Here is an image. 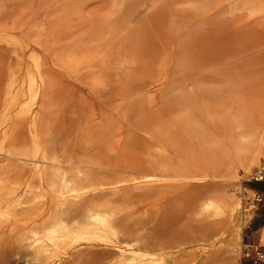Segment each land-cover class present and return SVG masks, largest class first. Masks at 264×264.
<instances>
[{
  "label": "rangeland",
  "instance_id": "374dc122",
  "mask_svg": "<svg viewBox=\"0 0 264 264\" xmlns=\"http://www.w3.org/2000/svg\"><path fill=\"white\" fill-rule=\"evenodd\" d=\"M248 1L0 0V188L8 183V179H15L19 171L15 173L14 169L19 166L31 173H41L52 159L46 150H51L53 158L58 161L66 153L65 149H69L73 155L70 161L77 163L81 159L83 164L58 165L74 171L83 165V170L80 168L82 173H75V176L83 177V180L86 177V182L82 183L81 178H76L78 191L76 189L72 193L76 201L79 198L80 202L85 200L83 210L86 208V213H96L94 210L97 209L102 213L100 215L105 213L103 217L112 223L111 229L114 227L112 232L111 229L104 231L97 225H90L88 228H74L72 233L58 231L56 235L51 229H57L54 225L57 216L51 215L45 218L46 222L42 215L40 221L34 222L36 228L31 226L33 230L28 227L32 222L10 227L8 221L12 219L13 207L14 210L35 208L40 212L44 204L55 197L56 193L52 191L39 190L34 201L21 196L15 201L17 206H0L2 227L8 225L0 229V264H74L69 261L81 254L78 251L84 249L86 252L88 248L97 247L108 252L103 257L101 254V258L98 256L99 260L89 257V261L85 255L84 263L78 264H135L137 260L134 259L139 257L142 260L144 257V264H169L172 255L182 253L188 257L190 251L192 255L201 254L198 255L201 257L197 260V255H194L195 261L189 264H199L200 261L204 264L209 254L215 259L206 260L208 264L213 261L216 264L219 259L217 264H241L243 228L253 215L255 200L254 192L247 187L255 180L259 167L264 166V127H261L264 126V0H252L249 5ZM195 51L215 56L216 63L203 66L200 68L202 71L193 70L185 59ZM69 54L76 61L71 57L69 60ZM16 64L20 68L15 69ZM152 68L155 78L152 85L155 87L150 84V87L146 85L135 90L145 69ZM207 79L213 85L216 81L217 87L207 84ZM217 82L221 87L218 88ZM17 121L21 125L16 131ZM241 131L244 139L240 137L242 140H239ZM13 137L24 139L12 143ZM47 138L48 141L45 140ZM22 143L28 150L22 148ZM244 148L255 152L250 153L253 157L248 167L251 177L228 181L235 187L240 183L237 187L243 195L240 243L236 242L234 235V221L225 213L222 216L216 212L218 215L213 216L212 211L209 219L217 216L215 221L227 219V225L223 222L218 224L219 227L214 226L218 229L215 231L213 228L216 235L213 230L210 233L213 239L209 237L202 240L204 243L199 241L175 248L171 254L154 250L151 246L154 232L168 229L169 221L178 213L180 216L183 212L185 217L181 215L178 222L182 226L202 220L199 202L215 195V191L206 190L210 183L223 181L220 178L209 180L204 175L214 172L212 167L223 162L234 167L232 163L237 162L234 160L245 152ZM40 149L46 151L42 154L47 158L40 155ZM97 152L107 156L113 165L95 166L93 155ZM180 161L185 163L182 165ZM195 164L202 167V171L196 169ZM194 170L199 174H192ZM148 174L151 176L149 179ZM193 175L202 179L198 180ZM37 181L29 185L39 187ZM110 187L113 190L108 189ZM62 191L66 192V188ZM226 191V188L220 189L216 197L220 198ZM72 194L68 200L75 199ZM108 199H113L110 201L114 206ZM107 200L112 207L106 203ZM215 203L221 205L222 202L218 200ZM89 204L93 209L88 207ZM90 208L92 210H88ZM103 208L111 211L104 212ZM82 211L80 219L88 215ZM111 213L112 218L109 216ZM60 217L69 218L67 212ZM260 232L264 233V229ZM45 244L49 249L59 247V250L44 257L38 251ZM260 246L264 247V241ZM217 248L224 249L215 250L220 258L213 256L217 254L213 251ZM76 252L78 254L74 256ZM228 259L233 262L227 263Z\"/></svg>",
  "mask_w": 264,
  "mask_h": 264
},
{
  "label": "bare ground",
  "instance_id": "6f19581e",
  "mask_svg": "<svg viewBox=\"0 0 264 264\" xmlns=\"http://www.w3.org/2000/svg\"><path fill=\"white\" fill-rule=\"evenodd\" d=\"M246 1V0H245ZM248 1V0H247ZM251 2H252V0H250ZM250 1H248V5L249 4H251V2ZM144 1H142V3H143ZM250 2V3H249ZM259 2V1H258ZM145 3V2H144ZM254 3V2H253ZM135 4V3H134ZM246 4V3H245ZM244 4V5H245ZM57 5V4H56ZM140 5V4H139ZM142 5V4H141ZM257 6V5H256ZM73 7V6H72ZM75 7V6H74ZM73 7V8H74ZM169 8V7H168ZM251 8V7H250ZM262 8V7H261ZM253 9V8H252ZM263 12V11H262ZM261 12V13H262ZM264 16V15H263ZM2 25V24H1ZM166 27V26H165ZM27 29V28H26ZM1 31V30H0ZM20 31V30H19ZM0 35H1V33H0ZM137 36V35H136ZM191 41V40H190ZM141 42V41H140ZM161 42H159V44H160ZM192 43V42H191ZM194 43H195V41H194ZM136 44V43H135ZM187 44H189V43H187ZM196 44V43H195ZM195 44H193V46L195 45ZM162 45V44H161ZM186 45V44H185ZM184 45V46H185ZM192 45V44H191ZM190 45V46H191ZM198 45V44H197ZM134 47H135V45H134ZM161 47H163V46H161ZM171 47V46H170ZM168 48V47H167ZM190 47H188V49L187 50H189L190 51V49H189ZM165 49V48H164ZM172 49H173V47H172ZM167 52V51H166ZM193 53V52H192ZM190 54V53H189ZM3 56V55H2ZM5 56V55H4ZM26 56V55H25ZM212 55L211 54H206V53H203V54H201L200 53V51H195V53H193V55H191V56H187L186 57V59H185V63L190 67V68H192L193 70H200V68H202L203 66H209V65H213L214 64V62H215V56L214 57H211ZM19 57V56H18ZM70 57H71V59H73L74 61H76L72 56H70V54H69V60H70ZM168 57V56H167ZM17 58V57H16ZM62 58H64V56H62ZM31 59V58H30ZM67 59V58H66ZM111 59V58H110ZM134 59H136L135 57H134ZM155 59H157V58H155ZM166 59V58H165ZM16 60V59H15ZM62 60V59H61ZM64 60V59H63ZM162 60V59H161ZM17 61V60H16ZM26 61V60H25ZM32 61V60H31ZM68 61V60H67ZM117 61V60H116ZM150 61H152V60H150ZM27 62H29V61H27ZM64 63H66L65 62V60L63 61ZM163 62V61H162ZM174 62V61H173ZM68 63V62H67ZM72 63V62H71ZM75 63H77V62H75ZM151 63H153V62H151ZM161 63V62H160ZM216 63V62H215ZM218 63V62H217ZM22 64H24V63H22ZM69 64H70V61H69ZM73 64V63H72ZM120 64V63H119ZM164 64V63H163ZM222 64V63H221ZM17 66L15 67V69L18 67V64H16ZM25 65H26V67H27V64L25 63ZM28 65H29V63H28ZM167 65V64H166ZM171 65V64H170ZM224 65V64H223ZM219 66V65H218ZM68 67V66H67ZM143 67V66H142ZM162 67V66H161ZM216 67V66H215ZM214 67V68H215ZM18 68H20V67H18ZM29 68V67H28ZM71 68V67H70ZM21 69H23L22 67H21ZM164 69V68H163ZM162 69V70H163ZM28 70V69H27ZM26 70V71H27ZM141 70V69H140ZM146 71H145V74H144V76H143V78L141 79L142 81L137 85V88L135 89V90H137L138 88H140V87H143V86H146V85H152L153 83H154V70H153V68L152 69H145ZM161 70V71H162ZM204 70H205V68H204ZM208 70H209V68H208ZM22 71V70H21ZM142 71V70H141ZM140 71V72H141ZM157 71H159V70H157ZM200 71H202V69L200 70ZM206 72H207V70H205ZM76 72V70L73 72V73H75ZM163 72V71H162ZM191 72L193 73V71L191 70ZM219 72H221V71H219ZM29 73V72H28ZM196 73H198V71L196 72ZM200 73V72H199ZM31 74V73H30ZM40 74V73H39ZM159 74H160V71H159ZM195 73H193V75H194ZM27 75V78L29 77L28 76V74H26ZM125 75H126V73H125ZM129 75V74H128ZM127 75V76H128ZM131 75V74H130ZM198 75V74H197ZM221 76V75H220ZM219 76V77H220ZM35 77V76H34ZM129 77V76H128ZM127 77V78H128ZM132 77V76H131ZM160 77V76H159ZM159 77H158V79H159ZM163 77V76H162ZM208 77V76H207ZM26 77H25V79H27ZM31 78H33L32 76H31ZM154 78V79H153ZM161 78V77H160ZM204 79V78H203ZM202 79V80H203ZM209 79H210V77H209ZM215 79V78H214ZM28 80V79H27ZM47 80V79H46ZM208 80V79H207ZM29 81V80H28ZM33 81H35V80H33ZM44 81V80H43ZM218 81V80H217ZM229 81V80H228ZM25 82H27V81H25ZM189 82V81H188ZM195 82V81H194ZM212 82V81H211ZM209 83V80L207 81V84L209 83L210 84V86L211 85H213V83ZM220 82V81H219ZM33 82H31V84H32ZM177 83V82H176ZM196 83V82H195ZM214 83L216 84V81H214ZM222 83V82H221ZM220 83V84H221ZM29 84V83H28ZM34 84H36V83H34ZM155 84V83H154ZM159 84V83H158ZM194 84V83H193ZM206 84V85H207ZM215 84L213 85V86H215ZM238 84V83H237ZM189 85V84H188ZM190 85H191V83H190ZM217 85H218V88L219 87H221V86H219V83L217 82ZM38 86V85H37ZM152 86H154L155 87V85H152ZM196 86H197V83H196ZM237 85H235V87H236ZM150 87V86H149ZM185 87V86H184ZM192 87V86H191ZM212 87V86H211ZM215 87H217V86H215ZM215 87H213L214 89H216ZM146 88V87H145ZM180 88H181V85H180ZM202 88V87H201ZM203 88H205V87H203ZM206 88H210V87H206ZM213 88H210V89H212L213 90ZM7 89H9V88H7ZM25 89V88H24ZM150 89V88H149ZM26 90V89H25ZM139 90V89H138ZM209 90V89H208ZM217 90H219V89H217ZM27 92V91H26ZM128 92V91H127ZM182 93H184L183 91H181ZM14 93V92H13ZM25 93V92H24ZM213 93V92H212ZM184 94H186V93H184ZM17 96V95H16ZM25 96V95H24ZM11 97V96H10ZM9 97V98H10ZM118 97V96H117ZM23 98V97H22ZM181 98V97H180ZM11 99V98H10ZM27 99V98H26ZM185 100H186V98H184ZM16 102V101H15ZM18 103V102H17ZM16 103V104H17ZM15 104V103H14ZM22 105V104H21ZM138 108V107H137ZM139 109V108H138ZM117 110V109H116ZM115 110V111H116ZM135 110V109H134ZM137 110V109H136ZM233 110V109H232ZM232 110H230V112L232 111ZM114 111V110H113ZM114 111V112H115ZM123 111H125V110H123ZM237 111V110H236ZM135 112H137V111H135ZM125 113V112H124ZM124 113H122V114H124ZM111 114V113H110ZM133 114H136V113H134L133 112ZM230 114V113H229ZM29 115V114H28ZM27 116V115H26ZM102 116V115H101ZM113 116V115H112ZM133 117H135L134 115H132ZM137 116V115H136ZM139 116H140V114H139ZM231 116V115H230ZM21 117H23V118H25L24 117V115L22 116L21 115ZM130 117V116H129ZM18 118H20V117H18ZM209 118V117H208ZM21 119V118H20ZM19 119V121H22V120H20ZM95 119V118H94ZM135 119H137V118H135ZM134 119V120H135ZM139 119V118H138ZM137 119V120H138ZM211 119V118H210ZM12 120V119H11ZM229 120V119H228ZM15 121V120H14ZM19 121H17V123H16V131L17 130H20L19 129V127H20V123H19ZM97 121H99V120H97ZM11 122V121H10ZM12 122H13V120H12ZM11 122V123H12ZM218 121H216V123H217ZM21 123H23V122H21ZM26 123V122H25ZM36 123V122H35ZM86 123V122H85ZM84 123V124H85ZM89 123V122H88ZM138 123V122H137ZM228 123V122H227ZM32 124V123H31ZM54 124V123H53ZM132 124V123H131ZM11 125V124H10ZM14 125H15V123H14ZM119 125V124H118ZM121 125V124H120ZM217 125V124H216ZM23 126V125H22ZM24 126H26V125H24ZM35 126V125H34ZM52 126H54V125H52ZM229 126V125H228ZM37 127V126H36ZM132 127H133V125H132ZM135 127V126H134ZM261 127H264L263 125H261ZM51 128V127H50ZM53 128H55V127H53ZM69 128V127H68ZM123 128V127H122ZM213 128V127H212ZM15 129V128H14ZM32 129V128H31ZM65 129H66V127H65ZM37 130V129H36ZM53 130V129H52ZM55 131H56V129H54ZM53 130V131H54ZM214 130V129H213ZM12 131V130H11ZM11 131H10V133H11ZM77 131H79V130H77ZM76 131V132H77ZM116 131V130H115ZM231 131V130H230ZM259 131H260V129H259ZM25 132V131H24ZM23 132V133H24ZM33 132V131H32ZM37 132V131H36ZM154 132V131H153ZM9 133V134H10ZM15 133H17V135H19L18 134V132H15ZM14 133V134H15ZM19 133H21V132H19ZM23 133H21V134H23ZM28 133V132H27ZM55 133V132H54ZM57 133H59L58 131H57ZM120 133H121V131H120ZM242 131L240 132V134H239V140H242V139H244V137H243V135H242ZM5 134V133H4ZM56 134V133H55ZM54 134V135H55ZM62 134H64V133H62ZM154 134V133H153ZM16 135V134H15ZM16 135V136H17ZM37 135V134H36ZM119 135V134H118ZM229 135V134H228ZM9 136V135H8ZM39 136V135H38ZM37 136V138H39ZM48 136H49V134H48ZM47 136V137H48ZM65 136H66V134H65ZM230 136V135H229ZM21 136H19V138H20ZM56 137V136H55ZM108 137V136H107ZM181 137H182V135H181ZM240 137H242V139L240 138ZM264 137V136H263ZM3 138V137H2ZM8 138V137H7ZM52 138V137H51ZM64 138V137H63ZM179 138V137H178ZM261 138V137H260ZM260 138H259V140H260ZM13 139V142L12 143H17V142H19V141H21V140H23L24 138H22V139H17L16 140V138L15 137H13L12 138ZM40 139V138H39ZM62 139V138H61ZM65 139V138H64ZM204 139V138H203ZM237 139V140H238ZM46 141H48V138L47 139H45ZM262 140V139H261ZM31 141V140H30ZM36 141V140H35ZM41 141V140H40ZM50 141V140H49ZM194 141V140H193ZM39 142V141H38ZM261 142H263V141H261ZM39 143H41V142H39ZM60 143V142H59ZM189 143H190V141H189ZM198 143V142H197ZM244 143H246V142H244ZM248 143V142H247ZM246 143V144H247ZM6 144V143H5ZM24 143H22V145L21 146H23L22 148L23 149H25V150H28L26 147L24 148V145H23ZM36 144V143H35ZM44 144L46 145V142H44ZM62 144V143H61ZM262 144V143H261ZM27 146H29L28 145V143L26 144ZM44 145V146H45ZM49 145V144H48ZM47 145V146H48ZM54 145H55V143H54ZM60 145V144H59ZM255 145H256V143H255ZM56 146V145H55ZM6 147H7V145H6ZM11 147H13V146H11ZM18 147H19V145H18ZM61 147V146H60ZM68 147V144H67V146H66V148ZM160 147V146H159ZM246 147V146H245ZM15 149H16V147H14ZM51 149H52V147H50ZM64 148V147H63ZM36 149V148H35ZM41 151V153H40V155L42 154V152L43 151H45V150H43L42 151V149H40ZM66 150V153L62 156V158L61 159H59L58 161L55 159V158H53L54 156H53V152L50 150H46V151H48L49 152V154H48V156L49 157H52V159L50 158H48L49 160H51L50 162H48L49 163V166H47V168H45L44 170H42L41 171V173H37L36 174V172H34V173H31L30 172V170H25V169H21V167L19 166L18 168H15L14 170H15V173H16V171H19V172H17V173H19V174H17V176L16 177H14L15 179L14 180H12L11 178L10 179H8L7 181H8V183H6L5 182V184L3 185V187L2 188H0V206H4L5 208H9V207H11V205H15V206H17V204H15V201L17 200V199H19V197H21V196H23V198L24 197H27V199L29 198L31 201H34V200H36V198H38V196H39V190H43V191H45V190H49V192L50 191H52V192H54V193H56L55 194V197H53V199L51 200V202L50 203H47V204H44L45 206H43L42 207V211H40L39 212V209L38 210H34L35 208H28V209H20V210H18V209H16V210H14V207H13V209L12 208H10L9 210L11 211V209L13 210L12 211V213H11V215H12V219H9V223H8V225L10 226V227H12L13 228V226L14 225H16L17 226V224L18 225H28V223L29 222H32L31 224H29V226L28 227H34V228H36V226H34L35 224H34V222H36L38 219V221H40L41 219V217H42V215L43 216H45L44 217V219H42V220H45V218L46 217H49L50 215L51 216H57V220H56V222H54V223H56V224H54V225H57L56 227H57V229H51V232L53 231V232H55V234H56V232H61V233H64V232H66V231H68V232H70V233H72L73 231H74V228H78L79 229V227H81V229L83 228V227H89L90 225H97V227L98 228H101V229H103L104 231H106V230H108V229H111V225H112V223H110V222H108L107 220H106V218H104L105 217V213L104 212H109V210L108 211H104V209L105 208H103V215H104V217H103V215H100V214H102L101 212H97V210H94V211H96V213H92V214H90L91 213V211H90V213H88V215H86V216H84V218H82V219H80V217H79V214L81 213V211L84 209V207L86 206L85 204H84V202H85V200L83 201V202H80L79 201V199H81V198H79V195L77 194V197L79 198L78 199V201H76V198L74 197V195L72 194L73 192H74V190L76 191V189H77V191H78V187L76 186V184H78L77 182H79L77 179H80V178H77L76 176H75V173L77 174H79V173H82L81 171L83 170L82 168H81V166H83V165H81L80 167H76V169H75V171L73 170V169H69V168H64V167H60V166H62V164L63 165H65V166H70V165H80V164H83V163H81L80 162V160L81 159H78L79 160V162L78 161H76L77 163H79V164H77V163H72L71 161H70V159L71 158H73V155H72V152H71V150H69V149H65ZM77 150V149H76ZM193 150V149H192ZM241 150V149H240ZM243 150H245V152L244 153H242L241 154V156L239 157V158H237V160H234V161H237L235 164H234V162L232 163L233 165H234V167L233 166H231V164H224V162H223V164H219V165H215V166H213L212 167V169H214L215 171L214 172H212L211 174H207V175H204L205 177H209V180H210V178H220V179H222L223 181H227V182H214V183H210L209 184V187L206 189L207 190V192H212V191H215V195L213 196H211V195H209V196H207V198H205L204 199V201L203 202H199V213H200V215H201V219L202 220H200V221H194V223H192V224H183V226L182 225H180V223H178L180 220H181V215L183 216V212H182V214H180V216H179V213H178V215H176V216H174L173 218H172V220H170L169 221V223H167V225L169 224L170 226H169V228L167 229V228H163L162 230H156L155 232H154V234H153V238H152V244H151V246H153V249L154 250H158L159 252H165V253H170L171 254V251H172V253H173V249H175V248H178L179 249V247H181V246H185V245H188V244H191V243H196V242H199V241H202V240H206V239H208L209 237H210V233L212 232V230H213V232H214V229H215V231H217L216 229H218V224H221V223H225V220H227V219H225L224 218V220L223 219H221V220H219V221H215L214 219H217L218 218V216H217V218H214V219H212L211 217V219H209V216L213 213L212 211H214V213L212 214L213 216H215V215H218V214H216V212H220V213H222V216H223V213H225V215H227L229 218H231L233 221H234V227H235V234L234 233H232V234H234V235H236V242H238V243H240V234H241V231H240V225H241V219H240V217H241V215H242V196L243 195H241L240 193H239V187H237V186H239L240 185V183L235 187V186H233L230 182H228V181H231L232 179H234V178H237V179H249L250 177H251V174H250V171H249V169H248V167H249V165L251 164V162H253L252 160H253V157H250L251 156V152H253V151H251V152H249L250 150H247V149H243ZM242 150V151H243ZM23 151V150H22ZM46 151H45V153H46ZM255 151H256V149H255ZM19 152V151H18ZM30 152V151H29ZM50 152H52V156H50ZM60 152V151H59ZM58 152V153H59ZM79 152V151H78ZM191 152V151H190ZM21 153V152H20ZM24 153V152H23ZM44 153V154H45ZM55 153V152H54ZM253 153H255V152H253ZM26 154V153H25ZM19 155H21V154H19ZM30 155H32V154H30ZM43 155V154H42ZM82 155V154H81ZM38 156H39V154H38ZM44 156V155H43ZM47 155H45L44 157H46ZM57 156H58V154H57ZM83 156V155H82ZM36 157V156H35ZM93 157H94V159H95V166H97V167H109V166H111V165H113V163H110V160H109V158L107 157V156H104L103 154H101L100 152H97V154L96 155H93ZM23 158H25L26 160H27V157H23ZM47 158V157H46ZM113 158V157H112ZM39 159H41V158H39ZM47 159V160H48ZM76 160H77V158H75ZM226 159H228V158H226ZM38 160V159H37ZM42 160H44V159H42ZM46 160V159H45ZM144 160V159H143ZM113 161V160H112ZM146 161V160H145ZM255 161V160H254ZM74 162V161H73ZM183 162V161H182ZM182 162L180 161V163L182 164ZM60 163V166L58 165ZM85 163V162H84ZM88 162H86V164H87ZM168 163V162H167ZM183 163H185V162H183ZM90 164V163H89ZM240 164V165H239ZM85 165V164H84ZM88 165V164H87ZM90 165H92V164H90ZM183 165V164H182ZM196 165V164H195ZM213 165V164H212ZM143 166V165H142ZM145 166V165H144ZM148 166V165H147ZM162 167V166H161ZM165 167V166H164ZM183 167V166H182ZM182 167H181V169H182ZM196 169H200L201 171H202V167H198L197 165H196ZM23 168V167H22ZM80 168L82 169V170H80ZM91 168H93V167H90V169ZM115 168H116V165H115ZM167 168V167H166ZM109 169V168H108ZM165 169V168H164ZM192 169H194L193 167H192ZM195 169V170H196ZM207 169V168H206ZM237 169L240 171V172H238L237 171ZM89 170V169H88ZM183 170H184V167H183ZM194 170V171H195ZM86 171V170H85ZM125 171H127V169L125 170ZM154 171V170H153ZM181 171V170H180ZM87 172H90V171H87ZM148 172V171H147ZM155 172H157V171H155ZM193 172V171H192ZM197 172H198V170H197ZM15 173L13 172V174L15 175ZM86 173V172H85ZM138 173H141V172H138ZM153 173V172H152ZM204 173V172H203ZM84 174V173H83ZM82 174V175H83ZM192 174H194V175H196L197 173H196V171H195V173L193 172ZM199 174V173H198ZM197 174V175H198ZM87 175H88V173H87ZM162 175V174H161ZM178 175V174H177ZM193 175V177H195ZM201 175V174H200ZM255 175L256 176H254V179L255 180H261V179H263L264 178V166H261V167H259V169H258V171L257 172H255ZM78 176V175H77ZM153 176V175H152ZM159 176V175H158ZM172 176H174V175H171V177ZM181 176V175H180ZM191 176V175H190ZM147 177H148V179H149V177H151L149 174L147 175ZM175 177V176H174ZM177 177V176H176ZM179 177V176H178ZM184 177V176H183ZM186 177V176H185ZM188 177H189V174H188ZM77 178V179H76ZM88 178V177H87ZM92 179H91V181L93 180V177H91ZM196 179H202V178H200V176L199 177H195ZM89 179H90V177H89ZM190 179H191V177H190ZM198 179V180H199ZM35 180H38L37 182H38V186L39 187H36V188H33V185H29V183H32V182H34ZM82 180V181H81ZM84 180H86V177H85V179ZM83 177L80 179V182L82 183L83 181ZM146 180V179H145ZM153 180V179H152ZM211 180H213V179H211ZM134 181H136V180H134ZM151 181V180H150ZM200 181H202V180H200ZM205 181V180H204ZM84 182H86V181H84ZM96 182V181H95ZM166 182V181H165ZM239 182V181H238ZM74 183V186L72 187V184ZM80 183V184H81ZM87 183H89V181H87ZM86 183V184H87ZM134 183V182H133ZM181 183V182H180ZM186 183V182H185ZM113 184V183H112ZM10 185H12V186H10ZM166 185V184H165ZM188 185H189V183H188ZM17 186V187H16ZM81 186V185H80ZM183 186H184V184H183ZM190 186V185H189ZM188 186V187H189ZM77 187V188H76ZM86 187V186H85ZM85 187H84V190L85 191H87V188L85 189ZM114 187V186H113ZM64 188H66V192H63L62 191V189H64ZM81 188H82V186H81ZM80 187H79V189H81ZM116 187H114L113 189H115ZM180 188V187H179ZM227 189V191L225 192V193H223L221 196H220V198H218V197H216V194H217V192L220 190V189ZM91 189V188H90ZM105 189V188H104ZM108 189H111V187L110 188H108ZM108 189H106V190H108ZM113 189H111V190H113ZM83 190V191H84ZM111 190H109V191H111ZM80 191V190H79ZM94 191V190H93ZM109 191H107V193H110ZM204 191H205V188H204ZM71 192V193H70ZM81 192V191H80ZM102 192V191H101ZM79 193V192H78ZM82 193V192H81ZM88 193H90V192H88ZM87 193V194H88ZM96 193H98V192H96ZM95 193V194H96ZM114 193V192H113ZM144 193V192H143ZM71 194L73 195V197L75 198L74 200L76 201V202H73L74 200H72L71 201V199L70 200H68V196L70 197L71 196ZM86 194V193H85ZM92 194H94V193H91V195ZM81 195V194H80ZM100 195V194H99ZM147 195V194H146ZM50 196H51V193H50ZM76 196V195H75ZM85 196V195H84ZM84 196H80V197H84ZM102 195H100V197H101ZM103 197V196H102ZM101 197V198H102ZM106 196H104V198H105ZM22 198V197H21ZM52 198V197H51ZM72 198V197H71ZM91 198H92V196H91ZM103 198V199H104ZM90 199V198H89ZM88 200V199H87ZM91 200V199H90ZM105 200V199H104ZM109 200V199H108ZM108 200H107V204L108 205H110V203L109 202H111L110 200H112L113 201V199H110L109 200V202H108ZM220 201V202H222L221 203V205H218V204H216L215 202L216 201ZM82 201V200H81ZM92 201V200H91ZM91 201L89 202V200H88V202L89 203H91ZM96 201H98V199H96ZM101 201V200H100ZM100 201H99V203H100ZM197 201H199V200H197ZM18 202V201H17ZM92 203H94V201L92 202ZM91 203V204H92ZM95 203H97V202H95ZM87 204V203H86ZM113 203L111 202V205H112ZM198 204V203H197ZM97 205H99V204H97ZM102 205H104V204H102ZM110 205V206H111ZM195 205V204H194ZM107 206V205H106ZM112 206H114V205H112ZM111 206V207H112ZM88 207H91L92 208V206H90V204H89V206ZM87 207V208H88ZM94 208H95V206H93ZM102 207V206H101ZM104 207V206H103ZM109 207V206H108ZM107 207V208H108ZM116 207V206H115ZM1 208H3V207H1ZM88 209V210H92V209ZM114 208V207H113ZM117 208V207H116ZM96 209V208H95ZM8 210V211H9ZM41 210V209H40ZM85 210H86V208H85ZM85 210H83L82 212H84V214L86 213V211ZM87 210V211H88ZM183 210V209H182ZM94 211H92V212H94ZM111 211V210H110ZM65 212H67V215L69 216V218L68 219H66L65 217L64 218H61L60 216H61V214L62 213H65ZM179 212H181V211H179ZM86 213V214H87ZM99 213V214H98ZM106 213V214H107ZM176 214V213H175ZM184 214H186V212L184 213ZM109 215V214H108ZM111 215H112V213L109 215L110 217H111ZM173 216V215H172ZM212 216V217H213ZM220 217V218H223V217ZM82 217V216H81ZM184 217V216H183ZM112 218V217H111ZM185 218V217H184ZM229 218H228V221H230L229 220ZM65 219V220H64ZM197 220V219H196ZM37 221V222H38ZM55 221V220H54ZM45 222H46V220H45ZM112 222V221H111ZM190 222V221H189ZM44 223V222H43ZM51 223V222H50ZM114 224L116 223V222H113ZM158 223V222H157ZM227 223V222H226ZM223 224V225H227V224ZM45 224H47V223H45ZM73 224V226H72V228H70L71 227V225ZM5 226L7 225V224H4ZM4 225H3V227H2V222H0V229L1 228H4ZM7 225V226H8ZM41 225V224H40ZM39 224H38V226H40ZM48 225V224H47ZM47 225H45V226H47ZM218 226V227H216V228H214V226ZM222 225V224H221ZM15 226V227H16ZM37 226V227H38ZM44 226V225H43ZM44 226V227H45ZM53 226V225H52ZM14 227V228H15ZM25 227V226H24ZM24 227H22L23 229H26V228H24ZM27 227V228H28ZM31 227V228H32ZM49 227H50V225H49ZM157 227V226H156ZM166 227V226H165ZM6 228V227H5ZM7 228H9V227H7ZM11 228V229H12ZM17 228V227H16ZM21 228V230H23ZM30 228V229H31ZM114 228V227H113ZM113 228L111 229V231L113 230ZM214 228V229H213ZM42 229H43V227H42ZM49 229V228H48ZM47 229V230H48ZM77 229V230H78ZM100 229V230H101ZM222 229V228H221ZM232 229H233V226H232ZM3 230V229H2ZM4 230H6V229H4ZM31 230H33V228L31 229ZM41 230V229H40ZM222 230H225V229H222ZM18 231V230H17ZM17 231H16V234H17ZM81 232L83 231V230H80ZM95 231V230H94ZM93 231V232H94ZM110 231V232H111ZM58 232V233H59ZM67 232V233H68ZM88 232V231H87ZM90 232H91V230H90ZM92 232V233H93ZM113 232V231H112ZM212 232V233H213ZM228 232V231H227ZM226 232V233H227ZM60 233V234H61ZM69 233V234H70ZM75 233H76V231H75ZM77 233H80V232H77ZM85 233V232H84ZM95 233V232H94ZM215 233V232H214ZM217 233V232H216ZM216 233H215V235H216ZM21 234H22V232H21ZM48 234H49V232H48ZM54 234V235H55ZM89 234V233H88ZM110 234V233H109ZM224 234V233H223ZM230 234V233H229ZM56 235H58V234H56ZM66 235V234H65ZM75 235V234H74ZM81 235V234H80ZM85 235H86V233H85ZM111 235V234H110ZM116 235V234H115ZM43 236V235H42ZM49 236V235H48ZM51 236H52V234H51ZM76 236V235H75ZM79 236V235H78ZM160 236H164V238L163 239H160L161 237ZM218 236H220V235H218ZM230 236V235H229ZM59 237V236H58ZM60 237H62L61 235H60ZM64 237V236H63ZM66 237V236H65ZM213 237H215V236H213ZM235 237V236H234ZM44 238V237H43ZM76 238V237H75ZM151 238V237H150ZM211 238L212 237H210V240H211ZM216 238H217V236H216ZM220 238V237H219ZM233 238V237H232ZM48 239V238H47ZM53 239H54V237H53ZM57 239V238H56ZM55 239V240H56ZM66 239V238H65ZM73 239H74V236H73ZM213 239V238H212ZM51 240V239H50ZM61 240H63V239H61ZM47 241V240H46ZM54 241V240H53ZM60 241V240H59ZM63 241H65V240H63ZM63 241H62V243H63ZM213 241V240H212ZM45 242V241H44ZM203 243H204V241H202ZM47 243V242H46ZM51 243H52V241H51ZM54 243V242H53ZM61 243V244H62ZM44 244V243H43ZM6 245V244H5ZM52 245V244H51ZM222 245H223V243H222ZM45 246V247H44ZM53 246V245H52ZM62 246H63V244H62ZM121 246V245H120ZM225 246V245H224ZM223 246V247H224ZM7 247V246H6ZM41 248H39V251H38V253L40 252V253H42V255L44 256V257H49L50 255H53V254H56V252H57V250L56 249H58L59 250V247L58 248H55V249H49V246H48V248L46 247V244L45 245H43V246H40ZM128 247V246H127ZM187 247V246H186ZM185 247V248H186ZM233 247V246H232ZM247 247H252V246H247L246 245V247L245 246H243V248H242V255H241V259L243 258V250L245 249V248H247ZM62 248V247H61ZM119 248V247H118ZM129 248V247H128ZM132 248V247H131ZM130 248V249H131ZM136 248V247H135ZM135 248H134V250H135ZM185 248H183V249H185ZM225 248H227V247H225ZM89 249V250H88ZM88 249H86V252H84L85 250L83 249V250H81V251H78L79 253H81V254H79V256H77V254H78V252H76V255H74V256H77V257H73V259L71 260V261H69L70 263H82L83 262V259L85 258V257H88V259H89V257H91V258H97L98 260H99V258H98V256H100V258H101V254H102V257H103V255H104V253H106V252H108L107 251V249H103V248H101V247H97L96 249L94 248V249H90V248H88ZM109 249V248H108ZM120 249V248H119ZM125 249V248H124ZM133 249V248H132ZM88 250V251H87ZM110 250V249H109ZM189 250V249H188ZM215 250H217V251H219V250H223L224 251V249H219L218 250V248L217 249H214L213 251H215ZM111 251V250H110ZM124 251H126V250H124ZM130 251V250H129ZM136 251V250H135ZM134 251V252H135ZM187 251V250H186ZM213 251H210V252H213ZM181 252V251H180ZM188 253H189V251H187ZM216 252V251H215ZM226 252H227V250H226ZM39 253V254H40ZM83 253V254H82ZM175 253V252H174ZM187 253V254H188ZM190 253L191 254H189L188 255V257H185L184 256V254H176V256H171V258H170V260H169V264H189L192 260L193 261H195L194 259L196 258V256H194V255H197V260H199V258L201 257H199L198 255H201V254H193L192 255V253L193 252H191L190 251ZM214 253V252H213ZM217 253V252H216ZM221 253V252H220ZM134 254V253H133ZM86 255V256H85ZM88 255V256H87ZM129 255H131V253L129 254ZM205 255V254H204ZM207 255V254H206ZM215 255V257H217L216 255H218V257L220 258L221 257V255H219L218 253L217 254H213V256ZM223 255V254H222ZM83 256V257H82ZM85 256V257H84ZM133 256H135V255H132V257ZM203 256V255H202ZM199 257V258H198ZM207 258L205 259V257H204V259H205V262L203 261V263L205 264V263H207L211 258L214 260L215 258L214 257H212V254L210 255H208V256H206ZM217 257V258H218ZM90 258V259H91ZM140 258V257H139ZM134 259V258H131L132 260L134 259V260H137L136 261V263L135 264H144V257H143V260H142V258L141 259ZM216 258V259H217ZM223 258V257H222ZM89 259V261H91ZM96 259V260H97ZM211 259V260H212ZM231 259V258H230ZM84 260H86V259H84ZM95 260V261H96ZM146 260V259H145ZM206 260H207V262H206ZM210 260V261H211ZM220 260V259H219ZM218 260V261H219ZM232 260V259H231ZM92 261H94V260H92ZM217 261V262H218ZM223 261H225V260H223ZM228 262L227 263H229L230 261H229V259L227 260ZM217 262H215L216 264H217ZM231 262H233V261H231ZM230 262V263H231ZM84 263V262H83ZM197 263V262H196ZM200 263H201V261H200ZM199 263V264H200ZM211 264H213L214 263V261L213 262H210ZM69 264V263H68ZM127 264V263H126ZM208 264V263H207ZM226 264V263H225ZM235 264V263H234Z\"/></svg>",
  "mask_w": 264,
  "mask_h": 264
},
{
  "label": "crops",
  "instance_id": "0c3cea01",
  "mask_svg": "<svg viewBox=\"0 0 264 264\" xmlns=\"http://www.w3.org/2000/svg\"><path fill=\"white\" fill-rule=\"evenodd\" d=\"M248 189L254 192L255 200L254 212L248 224L243 228V246H260L261 241H264V233L260 232L264 229V180L260 182H251L248 184ZM259 194L261 201H258L256 195ZM263 225V226H262ZM241 264H251L248 258H242Z\"/></svg>",
  "mask_w": 264,
  "mask_h": 264
},
{
  "label": "built area",
  "instance_id": "2783aa9c",
  "mask_svg": "<svg viewBox=\"0 0 264 264\" xmlns=\"http://www.w3.org/2000/svg\"><path fill=\"white\" fill-rule=\"evenodd\" d=\"M260 195L257 194L256 198L258 201H261ZM243 258H248L251 264H264V247L262 246H252L247 247L243 250Z\"/></svg>",
  "mask_w": 264,
  "mask_h": 264
},
{
  "label": "trees",
  "instance_id": "16d2710c",
  "mask_svg": "<svg viewBox=\"0 0 264 264\" xmlns=\"http://www.w3.org/2000/svg\"><path fill=\"white\" fill-rule=\"evenodd\" d=\"M263 180H264V178L261 179V180H252L251 182H260V181H263Z\"/></svg>",
  "mask_w": 264,
  "mask_h": 264
}]
</instances>
